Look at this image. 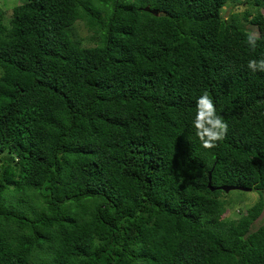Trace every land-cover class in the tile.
Returning <instances> with one entry per match:
<instances>
[{
	"label": "trees",
	"instance_id": "trees-1",
	"mask_svg": "<svg viewBox=\"0 0 264 264\" xmlns=\"http://www.w3.org/2000/svg\"><path fill=\"white\" fill-rule=\"evenodd\" d=\"M235 1L0 11V264H264V72L247 67L264 0L225 18ZM205 91L228 125L211 149L193 127ZM222 186L258 199L227 218Z\"/></svg>",
	"mask_w": 264,
	"mask_h": 264
},
{
	"label": "clouds",
	"instance_id": "clouds-1",
	"mask_svg": "<svg viewBox=\"0 0 264 264\" xmlns=\"http://www.w3.org/2000/svg\"><path fill=\"white\" fill-rule=\"evenodd\" d=\"M259 38L258 34H248L247 44L251 50L254 51L256 49ZM247 67L252 72H264V58L258 60L250 59ZM193 127L196 129V135L205 149L214 148L216 142L223 140L228 131L227 123L221 115L217 114L214 102L207 91L196 100Z\"/></svg>",
	"mask_w": 264,
	"mask_h": 264
},
{
	"label": "rangeland",
	"instance_id": "rangeland-1",
	"mask_svg": "<svg viewBox=\"0 0 264 264\" xmlns=\"http://www.w3.org/2000/svg\"><path fill=\"white\" fill-rule=\"evenodd\" d=\"M22 0H0V11L3 14V21L4 24H8L9 20L11 19L12 10L15 6L19 5ZM247 9V5L244 3L243 0H237L234 4L228 5L226 8L222 10V15L227 18L230 15H237L239 18H242L244 11ZM250 11L255 12V8H251ZM262 14L264 15V7L261 9ZM78 31L81 34L82 37L88 36L89 33H87L83 29V25L79 24L77 25ZM244 29L247 32L255 33L257 34L256 27L253 25L245 22L244 23ZM93 43H90V46H92ZM229 193V192H228ZM239 193V191H232L230 192L231 195V207L235 208L234 210L229 209L225 216L227 218L236 219L238 218V210L241 209V211H244L248 206H251L253 203H255L258 199V193L251 190L244 194ZM240 195V196H239ZM239 197L242 198L243 202L239 200ZM264 223V211L259 217V219L255 222V227H257L260 224Z\"/></svg>",
	"mask_w": 264,
	"mask_h": 264
},
{
	"label": "water",
	"instance_id": "water-1",
	"mask_svg": "<svg viewBox=\"0 0 264 264\" xmlns=\"http://www.w3.org/2000/svg\"><path fill=\"white\" fill-rule=\"evenodd\" d=\"M144 10L147 11V12H149V13L154 14L155 16L158 15V12H157L156 10H151V9H149L148 7H146ZM208 180H209V181L211 180V171H210L209 174H208ZM209 186H210V183H209ZM217 189H219V190H221V191H223V192H225V193H228L229 191H234V190H239V191H243V192L251 191L250 188H247V189H246V188L232 187V186H222V187H219V188H217ZM210 190L213 191V190H215V189L210 187Z\"/></svg>",
	"mask_w": 264,
	"mask_h": 264
}]
</instances>
